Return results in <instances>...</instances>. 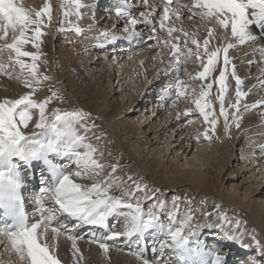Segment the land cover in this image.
<instances>
[{
	"label": "bare ground",
	"instance_id": "bare-ground-1",
	"mask_svg": "<svg viewBox=\"0 0 264 264\" xmlns=\"http://www.w3.org/2000/svg\"><path fill=\"white\" fill-rule=\"evenodd\" d=\"M103 1L104 0H82V3L87 5V7L81 9L82 18L76 15H70L63 25H60L66 31L62 33L60 31L58 34L61 33L66 37L62 38V44L59 45L57 48L58 50L53 49V40L57 38V34L54 30L52 32L48 31L47 28H45V30L49 34L44 36L45 42L42 43L39 50L34 48L31 43L25 45V50L31 52L38 51L40 53V60L37 61L39 65V75L42 77L53 71L55 72V70H59L60 74L58 73V79L60 83L63 82L64 86L71 89L74 97L73 100L94 116L100 117L109 126L110 130L115 134L117 145H119L120 150L131 157L135 162L134 166L137 168V175H134L133 178L138 182L148 184L149 192H151L152 189H157L158 192L155 193L156 197L159 200L167 202L166 208L158 213L162 220L167 222V215L172 212L173 201L167 196L169 192L180 194L183 198L181 201L179 200V215L176 217L177 220H182L185 213L195 207L197 203H200L202 199L190 200L186 191L192 192L197 197L202 196L203 200L201 203H203L205 212L199 224L194 223V220L197 218L199 219V215L193 213L192 231L194 235L190 237V239L192 241H199L204 245L206 251L215 250L220 252V254L226 258V264H234L232 259H235L234 261L237 262H242L241 264H264V250L258 248L251 239L253 230L257 228L260 232V237L257 235L255 236L260 241L261 245H264V196L260 197V194L264 193V187L260 185L263 182H260V184L257 182L258 175L261 177L262 181L264 180V151L261 150L264 148V54L259 51L260 49H264V39H258L255 43L249 42L241 45L237 39L231 37L230 29L225 36L224 31L218 26L216 28L215 38L210 39V49L216 46L225 47L228 43L236 45L229 49L228 52L230 64L226 73L228 91L225 94V107L229 112L228 124L230 128L229 131L226 132L224 118L220 115L219 111V101L216 99L220 89L218 77L223 70V54H221L220 62L217 64L216 70L210 77L204 81L192 80L189 73L195 75L203 70L199 61L193 58V61L190 60L186 63H182L180 68L182 69V67H184V72H182V70L176 72L174 70V61L171 62L170 60L168 62L167 60L168 57L171 59L170 49L167 47L162 48L156 44L155 40L146 41L147 36L150 34L148 28L143 25H137V31L142 34L144 37L143 40L124 38L128 36V33L124 31L126 21L123 18L117 17L114 10L121 0H108L106 3H103ZM21 2L26 8L39 10L49 1L21 0ZM62 2L63 0H52V2H50L52 8L56 12L55 14H59L61 20L62 10L60 4ZM128 4L133 6V14H135L134 16H136L137 19H140L139 12L151 11V8H146L145 5L140 4V0H132L128 2ZM151 5L155 7L156 15L162 13L163 6L155 5L153 2ZM187 6L191 7V4ZM95 7L98 8L96 12L94 11ZM178 8L182 9V26L190 32H196L199 39L203 41V39L206 38L208 29L203 26V23L199 19L188 20L187 16L189 13L184 8V5ZM98 19H100V23ZM181 21L174 20V23L176 26H181ZM102 22L109 24V27L107 28L104 23L101 24ZM73 25L81 27L84 30L83 33L75 32L72 27ZM128 27L131 28L130 25H128ZM122 29V36L115 40H105L101 36L102 32L107 31L118 37L117 32H122ZM156 35L161 38L162 42L167 33L158 30ZM260 35L264 36V33H260ZM10 42L11 39L9 40V43ZM2 43H4V41H0V44ZM43 45L44 47H42ZM141 46L145 48L139 51V47ZM192 47L195 51V47ZM135 48H137L138 51L133 50ZM106 53L114 54L115 56L113 57L117 56V59L114 58L113 63L116 62L117 64L116 68L119 73L120 85L124 83H128V85L132 84V82L134 83V86H130L132 87L130 88L131 95H129L128 98L120 97V101L118 98H115L118 92L113 89V77H115V75L113 76L111 74L112 70L110 68L112 62L109 61ZM5 54L7 56H5ZM79 55H82L83 60L86 62V66H90V71L94 72L98 70V67L102 68V76L101 78H97L95 83L89 79L81 66V62L78 60ZM0 58L8 64L9 54L7 51L0 54ZM135 58L137 59L136 61ZM24 59L26 62H31L30 58ZM134 62H138L137 67L138 69L140 68V71H135V75L133 74L134 76L132 77L131 73H133V71L131 72L129 69H134ZM153 63L156 64V67ZM170 64L172 66H170ZM232 65H235L236 75L243 81L240 85V90L245 93V95L240 98L238 113L235 109L230 107V105L234 104L237 100L236 79L231 75ZM164 69H167V71H164ZM253 69L256 70L254 76L253 74L251 75ZM10 70L14 72L13 74L15 76L12 79H14L16 83L11 90L5 93H3L0 88V100L6 98L18 99L21 95L32 90L24 86L19 66L10 67ZM95 74L96 73H93V75ZM17 76H21L22 83L16 78ZM102 77H104L105 82L110 84L112 90L108 91L107 87L101 82ZM177 79L185 81L187 85L185 91L186 94H188V99H185L186 94L179 98L177 97V89L174 87ZM212 81L216 82L213 83L211 95L208 97V100L213 104L215 117L218 120L215 126V132L212 131V126L204 121L203 116L193 103L195 99L199 98V92L201 90L194 82L202 83V85L206 86ZM163 84L165 86H163ZM18 85L20 86L15 89ZM34 87H38V85H34ZM148 88H151L152 92L148 90ZM168 88H172V90L169 89L170 91L166 94ZM192 88H195L196 91L193 92ZM154 92L157 93L156 97H159L156 103V99L154 100L157 109H154V104L151 105V103H153L152 99L155 97ZM171 102L173 103L171 107H169L168 105ZM245 105L249 107L245 108ZM252 105H256V107H251ZM186 112L190 114H185ZM209 119L211 120L212 117L210 116ZM156 120L159 122L154 129L151 127V123L156 122ZM237 120L240 125L238 128L235 123ZM260 122H262V124ZM184 125L186 128L183 129ZM205 131L212 137L211 140L205 138ZM107 134L111 135L109 132L105 133L104 131L93 128L88 133V136L90 142L103 152L102 162L105 165H121L120 161H110L109 159L112 153L111 148L108 150L103 141L104 138L110 139ZM97 137H99V139H97ZM243 139L246 141L242 144L243 147L246 148L245 151L244 149L241 151L243 160L240 158L237 160L235 149L236 151L238 150L237 146H241V141ZM173 142L175 144H173ZM205 142L210 144H206ZM159 143L166 144L167 149H159L156 148V146L155 148L151 147L152 144ZM198 143L203 144L202 146L199 145L200 147L198 146L199 149L194 157L196 161H194L193 159H189V157L193 154ZM135 148L139 151L140 155L135 154ZM213 148H215L216 151H214ZM169 151L171 152L170 155H168ZM189 152L190 154H188ZM245 153L249 156V160L245 158ZM206 154L211 156L212 159L217 158L215 154H220L224 163L221 160L218 163L215 161L212 163L211 168H205V164L202 165L201 160ZM231 161H236L238 165L241 164L240 169H238L239 172L236 171L233 166H230ZM239 161L241 163H239ZM225 167H229V174L223 173ZM244 168H246V172L251 173V180L253 178L251 186L247 187L248 189L246 188L240 191L241 185L237 186L236 184H232V189H234L236 193L233 196L230 194V190L225 187L226 180H228V182L230 180L234 181L235 178L232 179V175L236 172L245 173ZM254 171L261 173L255 175ZM110 174L111 168L106 167L101 177L97 179H107ZM114 175L123 180L124 183L114 187L111 194L118 196L124 194L122 198H127L126 190H134L132 181L127 179L130 175H122L121 171H117ZM77 182L90 185L95 181L89 179L78 180ZM244 182L245 181H242L241 184ZM125 183L128 184L126 188L124 187ZM25 186H27V188L30 187L28 183ZM40 186L41 185H39L38 188H40ZM140 197L141 207H143L145 211L151 208L152 204L155 203L151 198L144 199L142 194H140ZM193 201H195V204L192 205L191 203ZM224 201L227 206L222 208L224 207ZM214 204L221 205V210L227 212L230 218H243V221L248 219L249 225L252 227L247 228L246 223L242 225L240 231H246L242 242L225 239L224 230L219 227L211 226L220 223L215 216L216 210L213 208ZM208 212L213 213L211 218L206 215ZM36 216L38 215L34 214V217ZM123 219V216H111L108 218L107 227L101 229L102 227L86 224L78 226L76 220L58 216L57 219L53 221L52 225L58 227L61 223L59 231L62 230L64 233L70 232L75 239L73 240L67 235H64L62 231V233L58 235L48 232L46 239L47 242H49L51 239L50 236H54L55 234V240L59 241L61 247H64L65 252H68L67 249L69 247L72 248L73 244H75L73 248L76 250H88L87 254L91 259L90 261L93 263L142 264L141 259L136 253L142 251L143 257L149 260V248H159L160 240L155 235H146L139 244L136 243L135 238L126 239L123 236L114 240L105 239L111 232L123 233L120 228ZM112 220H114L113 225L116 227L110 226ZM197 225H199L198 228L196 227ZM121 227L124 231V226L122 225ZM120 229L121 231H119ZM233 231H235L234 228ZM213 238H217V241ZM4 239L7 250L4 258L6 256L9 259L13 257L14 262L15 257H18L19 254L11 247L7 237L2 235H0V249L2 247L1 242ZM101 243H105L109 246L107 253L100 247ZM221 245H225V248L222 249L223 252L219 249ZM152 253L156 256V253L153 251ZM253 253H256L254 260H252ZM174 258L175 257L172 259ZM18 260L19 257L16 261L18 262ZM72 261L73 260H71V262ZM155 261L156 260H153V264H155ZM5 262H8V260Z\"/></svg>",
	"mask_w": 264,
	"mask_h": 264
},
{
	"label": "snow or ice",
	"instance_id": "snow-or-ice-1",
	"mask_svg": "<svg viewBox=\"0 0 264 264\" xmlns=\"http://www.w3.org/2000/svg\"><path fill=\"white\" fill-rule=\"evenodd\" d=\"M174 2L179 3L180 0H164L162 13L156 15V9L149 4V0H142L145 7L151 8V11L139 12L140 19L133 15V6L126 0H121L114 10L117 17L126 21L124 31L128 36L124 38L143 40L144 37L137 31V25L148 28V40H155L157 45L170 49L176 72L181 70L182 63L193 58L199 61L203 70L195 75L189 73L192 80L204 81L210 77L223 54V70L218 77L220 89L216 99L219 101L220 115L224 118L227 132L230 128L229 112L225 107V94L228 91L226 73L230 64L228 52L236 45L228 43L225 47L216 46L210 49V39L215 38L217 26L224 31L225 36L230 29L231 37L237 39L241 45L264 39V36L260 35L264 33V0H192L191 7L185 4L184 8L189 13L187 19H199L208 29L203 41L196 32H190L182 26V9L172 7ZM85 7L87 5L82 3V0H63L60 4L61 25L70 15L82 18L81 9ZM52 18L50 2L36 10L26 8L21 0H0V41H4L0 44V54L5 51L9 54L8 64L0 63V72L11 78L13 73L7 72V68L19 66L24 86L32 89L18 99L0 100V235L7 237L20 259L26 260L28 264H60L51 253L46 239L49 227L58 216L74 219L78 226L86 224L99 227H107L108 218L111 216H123L126 221L123 233L111 232L105 239L114 240L123 236L126 239L135 238L139 244L146 235H155L160 240L159 248L152 249L159 257L155 264H226V258L220 252L206 251L199 241L190 239L194 235V215L190 210L182 220H177L179 198L173 200L172 212L167 215L165 222L158 213L166 208L167 202L156 197L157 189L149 192L148 184L128 176L127 179L132 181L134 190H126L127 198H122L124 194H111L112 189L124 181L114 175L119 165H105L102 162L103 152L90 142L88 133L96 127L95 124L87 123L91 113L82 109L68 111L57 108L49 117L48 104L53 99L62 102L58 93L53 91L51 96L42 101L33 99L37 91L34 85L50 78L47 75H39L37 61L40 60V53L25 50V45L31 43L39 50L41 38L46 34L42 29L51 25ZM174 20L181 21V26H176ZM72 27L77 33L82 34L84 31L78 25ZM60 30L62 31L63 27ZM158 30L167 33L162 42L156 35ZM101 36L105 40L118 38L107 31L102 32ZM259 51L264 54V49ZM24 58H30L31 62H26ZM231 75L236 79L237 100L230 107L238 113L240 98L245 93L240 90L243 81L236 75L235 65H232ZM21 76L16 78L20 79ZM215 82L201 85L199 98L193 101L204 121L212 126L213 132L218 120L208 97ZM174 87L177 89L178 98L186 94L185 81L177 79ZM192 91L195 92L196 89L192 88ZM248 107L245 105V108ZM34 110L39 114L34 125L37 131L27 134L24 129L32 122ZM235 123L238 128V120ZM204 136L206 139H212L207 131ZM261 150L264 151V148ZM106 167L111 168V174L107 179H97ZM36 171L39 172L41 186L38 195L33 198V204L39 219L29 222L23 190L29 178L35 177ZM89 179L95 182L90 185L77 182ZM140 194L144 199L151 198L155 201L147 211L141 207ZM213 208L220 223L211 226L224 230L225 239L242 242L246 231L240 229L246 222L230 218L227 212L221 210L219 204H214ZM206 215L211 218L213 213L208 212ZM51 230L59 234V228L52 227ZM251 239L258 248L264 250V245L256 238L254 230ZM100 247L107 253V244L101 243ZM136 255L142 264H153V261L143 257L142 251Z\"/></svg>",
	"mask_w": 264,
	"mask_h": 264
},
{
	"label": "rangeland",
	"instance_id": "rangeland-1",
	"mask_svg": "<svg viewBox=\"0 0 264 264\" xmlns=\"http://www.w3.org/2000/svg\"><path fill=\"white\" fill-rule=\"evenodd\" d=\"M49 2H52V0H48ZM101 12V11H100ZM56 12H55V10L52 8V22H51V25L50 26H46V27H44L43 29H42V31H44L46 34H49L46 30H45V28H47L48 29V31H50V32H52L53 30H54V32L57 34V38H54V40H53V49H57L58 47H59V45H61L62 44V38L63 37H66V36H63V34H61L63 31H66L65 29H63L62 31L60 30L61 29V18H60V16H59V14H55ZM133 15H135V14H133ZM55 16V17H54ZM56 18V19H55ZM56 20V21H55ZM98 21H99V23L101 22L100 21V19H98ZM105 24V22H102L101 24ZM100 26V25H99ZM105 26L108 28L109 27V24H105ZM104 26V27H105ZM121 26H123V25H121ZM53 27V28H52ZM138 27V26H137ZM61 31V33L60 34H58V32H60ZM119 31V30H118ZM122 33H123V29H122V32H117V35H118V38L119 37H121L122 36ZM45 34V35H46ZM44 35V36H45ZM44 36H42V43H44L45 42V37ZM125 36V35H124ZM11 39V35H10V38H9V40ZM9 40H8V42H9ZM146 41H149L148 39H146ZM48 42V41H47ZM48 43H51V42H48ZM47 43V44H48ZM68 43V42H67ZM42 45V44H41ZM114 46V45H113ZM144 46V45H143ZM42 47H44V45L42 46ZM137 48H138V46H137ZM137 48H135V49H133V50H136V51H138L137 50ZM144 48L145 47H139V51H142V50H144ZM58 50V49H57ZM136 51H134V52H136ZM142 53V52H141ZM107 54V58L109 59V61L110 62H112V66H111V70H112V75L114 76L115 75V77H113V89H115V91H118L117 92V94L115 95V98H118L119 99V101H120V97H125V98H128L129 97V95H131V93H130V91H131V89L130 88H132V87H130V86H134V83L132 82V84H130V85H128V83H124V84H122V85H120V83H119V73H118V71H117V68H116V62H114L113 63V60H114V58L115 59H117V56L116 57H113V56H115L114 54H112V53H110V54H108V53H106ZM105 54V55H106ZM5 56H7L6 54H5ZM102 57V56H101ZM111 57V58H110ZM80 62H81V66L83 67V69H84V71L86 72V74L88 75V77H89V79L93 82V83H95L96 82V79L97 78H101V76H102V72H101V67H98L97 69L98 70H95L94 72H92V71H90V66H86V62H85V60H83V57H82V55H79V59H78ZM124 60V59H123ZM123 60H121V61H123ZM137 59L135 58V61H136ZM167 60H168V62L171 60L170 59V57H168L167 58ZM194 60V59H193ZM192 60V61H193ZM106 61V60H105ZM104 61V62H105ZM107 62V61H106ZM171 62H173V61H171ZM0 63H4V64H6L5 63V61H3V60H1V58H0ZM135 64H134V69H129V71H133V73H131V76L133 77L134 75H135V71H140L139 69H138V67H137V64H138V62L136 63V62H134ZM7 65V64H6ZM109 65V64H108ZM153 65L156 67V64L155 63H153ZM152 65V66H153ZM96 67V66H95ZM113 67V68H112ZM129 68V67H128ZM137 68V69H136ZM182 72H184V67H182ZM116 71V72H115ZM7 72H12V73H14L12 70H10V67H8L7 68ZM252 73H251V75L253 74V76L256 74V70H254L253 69V71H251ZM60 74V72H59V70H55V72L53 71L52 73H49V74H46L50 79H48V80H44V81H42L40 84H38V87H35L36 89H37V91L35 92V94H34V96H33V99H35V100H37V101H42V100H44L46 97H48V96H51V94H52V92L53 91H55V92H57L58 93V95L61 97V99H62V102H61V100H57V99H53L52 100V102L51 103H49L48 104V106H47V114L49 115V117L51 116V114H52V112L55 110V109H57V108H59V109H62V110H68V111H71V110H74V109H82L83 111H85V112H88V113H90L89 111H87L86 109H84L83 107H80L77 103H76V101L75 100H73L74 99V97H73V93H72V91H71V89L69 88V87H66V86H64V83L63 82H61L60 83V80L58 79L59 78V74ZM93 73H96L95 75H93ZM134 74V75H133ZM0 76H1V79H0V88L2 89V92L3 93H5L6 91H8V90H11V88H13L14 87V85H15V83L16 82H14V79H12L15 75L13 74L12 75V77L10 78L7 74H5V73H2V72H0ZM19 81H20V83H22V79L20 78L19 79ZM101 82L107 87V89H108V91H110V90H112L111 88H110V84L109 83H107V82H105V79H104V77H102V79H101ZM123 83V82H122ZM194 84L195 85H197L200 89H201V85H202V83H196V82H194ZM63 85V86H62ZM119 85V86H118ZM20 85H18L15 89H17L18 87H19ZM163 86H165L164 84H163ZM124 90H123V89ZM147 88V87H146ZM129 89V90H128ZM156 89V88H155ZM128 92H127V91ZM148 90H150L151 91V88L149 89L148 88ZM157 90H158V87H157ZM30 91H32V90H29V92ZM152 92V91H151ZM155 93V97H153L154 99H152V101H153V103H151V105L152 104H154L153 106H154V109H157V107H156V101H157V98H159V97H156V95H157V93L156 92H154ZM176 96V95H175ZM194 97V96H193ZM156 99V100H155ZM185 99H188V94H186L185 95ZM190 99V98H189ZM154 100H155V103H154ZM172 103L173 102H171L168 106L169 107H171V105H172ZM264 109V108H263ZM260 111V110H259ZM262 112V111H261ZM263 112H264V110H263ZM38 116H39V114H38V111H36V110H34V113H33V120H32V122L29 124V126H28V128L27 129H24V131L27 133V134H29V133H31L32 131H37L36 129H35V127H34V125H35V122L38 120ZM262 118V117H261ZM199 121H201V120H199ZM159 121H157L156 120V122H153V123H151V127H153L154 129L156 128V125H157V123H158ZM87 123L89 124V125H91V124H95L96 125V129L97 130H99V131H104L105 133L106 132H109V133H111V135H109V134H107V136L111 139H108V138H104L103 139V141L105 142V144H106V147H107V149L109 150L110 148H111V154H110V156H109V159H110V161H120L121 162V165H119V167H118V169H117V171H121V173H122V175H125V174H129L130 176H134V175H137V173H136V171H137V168H136V166H134L135 165V162H134V160H132L131 159V157H129V156H127L126 154H124L121 150H120V148H119V145H117V139H116V137H115V134L110 130V128H109V126L100 118V117H98V116H94L92 113H91V118L87 121ZM198 123H200V122H198ZM203 123V122H202ZM261 124H262V122H260ZM184 128H186V126L184 125L183 126V129ZM202 139V138H201ZM162 142V141H161ZM244 142H246L245 141V139H243L242 141H241V146L239 145V146H237V151H236V149H235V155L237 154V160H238V158H240V159H242V157L243 156H241V151H242V149H244V151H245V147H243V145L242 144H244ZM153 143V142H152ZM204 143V142H203ZM202 143V144H203ZM206 144H210V143H207V142H205ZM173 144H175L174 142H173ZM202 144L200 143H198V145L196 146V148L194 149V151H193V154L191 155V157H189V159H193L194 161H196V159L194 158L195 157V155H196V153H197V151H198V146L199 145H201L202 146ZM155 146H156V148H159V149H162V148H164L165 150L167 149L166 148V144H152L151 145V147L152 148H155ZM200 147V146H199ZM214 149V151H216L215 150V148H213ZM212 149V150H213ZM135 154L136 155H140L139 154V151L135 148ZM202 152V151H201ZM171 154V152L169 151L168 152V155H170ZM188 154H190V152L188 153ZM172 157V156H171ZM215 157H217L216 159H212L211 158V156H209L208 154H206V156H204L203 158H202V160H201V164L202 165H204L205 164V168H211L212 167V163L213 162H215L216 161V163H218L220 160L224 163V160H223V158H222V156L220 155V154H215ZM235 157V156H234ZM245 158H247V160H249V156L245 153ZM255 159V158H254ZM243 160V159H242ZM123 162V163H122ZM239 163H241L240 161H239ZM211 165V166H210ZM208 166V167H207ZM230 166H233L235 169H236V171H238V169H240V167H241V164H239L238 165V163H236V161H231V164H230ZM237 166V167H236ZM229 167H225V170L223 171V173H230L229 172V170L230 169H228ZM249 168V167H248ZM174 169V168H173ZM245 169V173H243V172H241V173H235V174H233L232 175V179H234L235 178V180L233 181V180H230L229 182H228V180H226V183H225V187H227V189H229L230 190V194L231 195H235L236 193L234 192V189H232V184H236L237 186H240L241 185V190L240 191H243L244 189H246L247 187H250L251 186V181L253 180V178H252V180H251V173H248V172H246V168H244ZM116 171V172H117ZM239 172V171H238ZM254 173H255V175H257V173H261V172H257V171H254ZM116 174V173H115ZM258 177V184H260V182H263V183H261L260 185H261V187H264V180L262 181L261 180V177L258 175L257 176ZM38 178V177H37ZM242 181H245L243 184H241L242 183ZM37 182H39V180H37ZM38 185H39V183H38ZM127 183H125L124 184V187L126 188L127 187ZM244 187V188H243ZM243 189V190H242ZM248 189V188H247ZM263 192H264V188H263ZM186 194L190 197V200H199L198 198H202L201 199V201L203 200V197L201 196V197H197L195 194H193L192 192H190V191H186ZM120 196V195H119ZM168 198H171V200L173 201V200H176L177 198H179V200L181 201L183 198H182V195H180V194H174L173 192H169L168 193ZM264 196V193H262V194H260V197H263ZM201 201H200V203H197V205L195 206V207H193L192 209H191V211L194 213V214H198L199 215V219L197 218L196 220H194V223H196V224H199V222L200 221H202V216H203V214H204V212H205V208H204V206H203V203H201ZM226 201V200H225ZM223 202V205H224V207H222V208H225V206H227L226 205V202ZM192 205L193 204H195V201H193L192 203H191ZM150 205V204H149ZM204 209V210H203ZM124 211H126V210H124ZM238 219H240L241 221H243L241 218H238ZM115 220V219H114ZM114 220L112 221V223H111V227H114ZM116 221V220H115ZM243 222H246V227L247 228H251L252 226L251 225H249L250 223H249V221H248V219H245V221H243ZM248 222V223H247ZM116 223H117V221H116ZM125 223H126V221H125V219H123L122 220V222H121V225H120V228L122 229V231H121V229L119 230V231H121V232H123V228L121 227L122 225L124 226L125 225ZM74 225V224H73ZM58 226V225H57ZM60 226H61V223L59 224V226L57 227V228H60ZM52 227H56V225H54V226H50L49 227V231L48 232H52L53 233V231L51 230L52 229ZM62 231V230H61ZM59 231V233H64V231ZM254 234L255 235H257L258 237H260V232L258 231V229L257 228H255V230H254ZM64 235H67L68 237H73L72 235H71V233L70 232H65L64 233ZM47 236H48V233H47ZM83 236H84V234H83ZM51 237V239L49 240V242H47V244H48V246H49V249H50V251H51V253L54 255L55 254V257L59 260V262H60V264H99V263H93V262H91L90 260V257H89V255L87 254V252H88V250H76L75 248H71V247H69L67 250H68V252H65V250H64V247L62 248L61 247V245H60V243H59V241L58 240H55V234H54V236L52 235V236H50ZM213 239H215V241H217V238H213ZM149 240V239H148ZM55 241V242H54ZM56 241H58V242H56ZM9 242V241H8ZM3 243H4V245H3ZM10 243V242H9ZM211 243V242H210ZM210 243H209V245H210ZM150 244H151V241H150ZM222 244V243H221ZM1 245H2V247H1V249H0V264H28V262L25 260V261H22L21 259H20V257H19V260H18V262L16 261L17 260V258L18 257H15V261L13 262V257L12 258H8L7 256L4 258V256H5V254H6V252H7V250H6V242H5V239L1 242ZM217 248V247H216ZM225 248V245H221V248H219L220 250H221V252H223V250L222 249H224ZM158 249V248H157ZM62 252H63V255H62ZM79 253V254H78ZM149 254H150V258H149V260L150 261H153V260H158L159 259V257L156 255L155 256V254H153L152 253V248H149ZM57 255V256H56ZM255 255H256V253H253L252 254V260H254L255 258ZM71 256V257H70ZM4 259H3V258ZM86 257V258H85ZM8 258V259H7ZM155 258V259H154ZM158 258V259H157ZM88 259V260H87ZM6 260H8V262H5ZM10 260V261H9ZM12 260V261H11ZM21 260V261H20ZM71 260H73L72 262H71ZM173 260H175V258L173 259ZM233 260V262H234V264H241L242 262H237V261H234L235 259H232ZM21 262V263H20Z\"/></svg>",
	"mask_w": 264,
	"mask_h": 264
}]
</instances>
